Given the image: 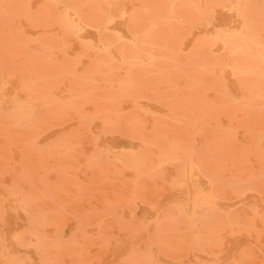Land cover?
Wrapping results in <instances>:
<instances>
[{"label":"rangeland","instance_id":"1","mask_svg":"<svg viewBox=\"0 0 264 264\" xmlns=\"http://www.w3.org/2000/svg\"><path fill=\"white\" fill-rule=\"evenodd\" d=\"M0 264H264V0H0Z\"/></svg>","mask_w":264,"mask_h":264}]
</instances>
